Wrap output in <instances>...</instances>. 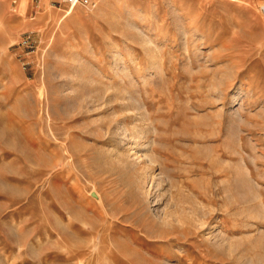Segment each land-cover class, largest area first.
<instances>
[{"label": "rangeland", "instance_id": "374dc122", "mask_svg": "<svg viewBox=\"0 0 264 264\" xmlns=\"http://www.w3.org/2000/svg\"><path fill=\"white\" fill-rule=\"evenodd\" d=\"M106 1L76 5L63 18L71 7L61 0H0V264H73L69 226L78 229L74 251L84 252V264H212L211 227L186 237L159 230L156 217L165 199L150 206V223L137 217V201L117 181L118 165L99 152L113 142L98 129L114 128L119 105L69 112L56 94L65 87L77 96L83 91L74 80L67 82L73 59L90 64L84 77L112 92L134 89L145 102L175 199L218 208L233 193L231 167L240 162L264 205V0ZM127 23L151 41L162 74L147 70L149 54L124 32ZM95 68L103 78L92 75ZM57 103L64 105L63 114H56ZM232 123L239 156L227 146ZM62 143L77 147L73 166L65 165ZM196 148L222 156L230 167L212 165ZM90 187L106 208L86 196ZM191 191L199 197H189ZM101 214L110 228L98 234ZM216 216L215 228L229 230L227 214ZM159 232L166 237L158 238ZM250 233L245 227L236 237Z\"/></svg>", "mask_w": 264, "mask_h": 264}, {"label": "bare ground", "instance_id": "6f19581e", "mask_svg": "<svg viewBox=\"0 0 264 264\" xmlns=\"http://www.w3.org/2000/svg\"><path fill=\"white\" fill-rule=\"evenodd\" d=\"M98 1L102 2V0H97L95 2ZM110 1H113V3H115L116 5H127V2L129 0ZM75 6H72L69 11L65 12L63 18L69 17ZM94 7H96V5H94ZM125 11L130 15L131 10L126 8ZM125 27L126 28L124 29V32L128 34L130 33L131 35L129 34V37L140 44L148 52L149 55L147 57L149 59H147L149 62V69L147 70H153L154 72H156V74H162L163 63L161 61H158L153 55V50L151 49V41L148 38L143 37L141 32L133 31V28H131L128 23ZM195 51H197V49ZM188 63L189 65H191L192 61L190 60ZM70 64V68L73 67V71L71 72L70 76H68L67 82H72L74 80L77 85L82 88L83 91L77 96L76 92L74 90H71L73 88H66L65 85L63 86L65 87V89H61L59 93H56L60 95L61 99L63 98L64 100H66V103H68L67 105L69 107V112H98L103 108L109 107V105L113 102H116L119 105L118 107L120 111L118 114L120 115V119L115 122L114 128L112 130L108 128L106 131L103 127H100L98 129L99 132H104V135L102 137H106V135H108V137H112L111 141L113 142V144L107 149H101L99 152L102 154V160L108 157L107 159L110 158V160H113L118 165V167L116 166V168L118 169L115 170L118 172H116L117 181H120L123 188L128 191V195H133L135 200L137 201V209L139 211L137 212V217L143 220L144 223H150L151 221L148 218L150 206H155V204L161 201V199H165V209L158 217H156L158 218V224L156 227L159 230L168 228L166 229L168 230V232L174 231L171 233L172 235L177 233L182 237H186V234L190 232L196 233L197 231H200L206 227H211V230L214 229L211 232V242L209 244L212 264H218L216 263V260H226L228 264H264L263 200L261 201L260 193L258 192L257 188L247 179V174L243 170V166L241 165V163L238 162L235 164V166L231 167L236 171L233 181L234 190L233 193H229V195H227V198L224 199L225 201L223 200V204H221L218 208L206 207L193 201L192 203L189 201H182V197H180L181 200H179V197L178 199H175L177 197H175L176 194H173L174 181L171 180V177L166 175V171H164L165 167L161 164V161L159 159L161 157L157 156L158 153L156 149L160 148L158 145L159 142L157 143V131L155 128H150V126L147 124L149 110L144 104L145 102L139 99L140 97L138 98V95L135 92L136 90L133 91V89L129 92L125 89H120L117 92H112V89L109 85H102V83L100 81H97L96 79L84 77L87 70L90 69L89 63L80 62L76 59H73L71 60ZM77 68H83L86 71L84 70L85 73H82L83 70L78 71ZM120 71L122 75L129 78L128 80L132 84V81L130 79L131 75L129 76L128 68L125 64H122V68L120 69ZM91 72L92 75L97 78H101L103 76L98 72V70H96V68L95 72ZM239 92L240 89H236L231 94V98H235L237 94H239ZM40 93L41 94L39 95V97H42L44 91ZM39 101H41L40 98ZM60 105V103H57L54 106L56 114L64 113V105ZM116 114L117 113H114L113 115L116 116ZM237 125H239V123ZM227 129L229 135L231 134V136H229L231 138L229 140L230 143L226 142L228 144L226 145L228 147L232 145L235 146L236 148L234 149V153L238 154L239 156L241 155V145L238 128L237 126H235V124L232 123L228 125ZM150 134H153V136L151 137ZM68 138L69 135H67V138L65 137V142H69ZM122 140H125L126 142H123ZM61 148L65 155V165L73 166L74 160L72 159L74 158H72V156L73 151L77 150L76 145L74 144L72 145V147H70L68 146V143H62ZM196 151H198L202 158L211 162L212 165L214 164L218 167H230L228 166V164L221 161L222 156L215 158L213 153L207 148H196ZM86 196L90 197L95 205L98 204L100 206H103V198L94 187L88 191V194ZM179 196H182V193H180ZM190 196L191 198H198L199 194H195L191 191L189 197ZM214 212H225L227 214L229 221L232 222L229 230L226 231L224 228L220 229L219 227H217L218 229L215 228L218 216L214 217ZM106 216L107 214L104 216H102L101 214L99 216L100 219L98 225L94 227L97 230L98 234L103 230L105 231V228H110V224L107 222ZM75 218L77 219V217ZM78 219L77 221L80 224H83V222ZM244 220H252L254 222L249 225L246 223V226L241 223ZM245 227L251 228L253 234L250 233V235L244 238L236 237L239 230ZM66 228L70 240L75 244V246L70 245L71 250L69 248V260L72 261L73 264H84L83 261H81L83 259L84 252L79 250L78 252L74 251V249L77 248V243L80 242L76 234L78 233V229L74 226H71V229H69L70 226ZM166 234L167 233L159 232L158 238L163 239L166 237ZM75 261L78 262L74 263ZM230 261H232V263H230Z\"/></svg>", "mask_w": 264, "mask_h": 264}, {"label": "built area", "instance_id": "2783aa9c", "mask_svg": "<svg viewBox=\"0 0 264 264\" xmlns=\"http://www.w3.org/2000/svg\"><path fill=\"white\" fill-rule=\"evenodd\" d=\"M95 1L97 0H61V3L68 8L75 5L92 7L95 4Z\"/></svg>", "mask_w": 264, "mask_h": 264}]
</instances>
